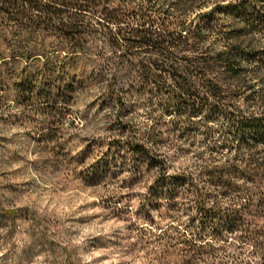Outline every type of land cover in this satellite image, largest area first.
<instances>
[{
    "label": "rangeland",
    "instance_id": "rangeland-1",
    "mask_svg": "<svg viewBox=\"0 0 264 264\" xmlns=\"http://www.w3.org/2000/svg\"><path fill=\"white\" fill-rule=\"evenodd\" d=\"M176 1L146 0L180 19ZM198 2L203 7L196 10L207 11L215 1ZM231 18H223L227 30L241 29ZM23 36L22 43L13 44L8 34L0 40V264H264L262 190L251 202L234 191L220 197L217 184L202 176L212 166L206 158L210 152L218 166L235 156L220 144L222 131L235 144L247 136L204 116L215 130V144L192 127L187 135L193 145L183 151L171 126L180 120L162 113L158 100L152 101L160 120L155 127L144 96L120 111L99 91L85 100L75 85L30 75L34 64L18 57L30 52V37ZM243 36L241 41L264 49V36ZM205 40L216 50L224 46L214 35ZM92 46L91 57L104 61L109 55L100 37ZM110 77L107 70L100 86ZM261 79L264 73L244 76L239 84L245 98L255 97L248 109L239 100L253 114L264 113ZM130 132L144 144V153L127 149ZM157 133L162 140L153 142ZM154 157L163 161V170ZM162 171L170 178L157 186ZM199 190L207 196L208 210L217 198L218 207L234 202L238 213L218 219L210 209L209 218L197 210ZM185 239L192 246L188 258L179 253Z\"/></svg>",
    "mask_w": 264,
    "mask_h": 264
},
{
    "label": "trees",
    "instance_id": "trees-1",
    "mask_svg": "<svg viewBox=\"0 0 264 264\" xmlns=\"http://www.w3.org/2000/svg\"><path fill=\"white\" fill-rule=\"evenodd\" d=\"M213 1L209 10L202 11L196 10L203 7L198 0H177L173 9L183 18L173 19L146 0H0V40L8 34L13 44L22 43L23 34H28L30 52L18 57L30 58L34 64L30 75L52 78L68 84V88L75 85L82 99L89 100L99 91L102 99L121 111L133 99L144 96L148 104L145 112L155 127L160 120L152 101L158 100L162 113L180 120L171 126L180 137L177 143L183 151L193 145L187 135L192 127L203 131L211 140L210 146L215 144V130L204 116L222 120L233 127L236 136H247V140L235 144L222 131L220 144L235 156L218 166L210 152L206 158L212 166L202 171V176L217 184L220 197L234 191L251 202L261 190L264 194V157L259 158L264 156V113L245 111L255 97L245 98L239 84L244 76L264 73V49L240 39L243 35L264 36V0ZM235 14L238 18H233ZM226 17H232V24L241 29L228 31V25L222 22ZM207 35L216 36L223 48L206 46ZM99 37L109 52L104 61L90 56ZM88 69L92 71L90 76ZM107 70L111 77L101 87ZM229 88L236 90L229 93ZM241 99L246 108L240 105ZM151 139L162 140V135L153 134ZM126 147L133 154L146 151L135 132H130ZM236 159L242 161L240 165L234 163ZM154 161L162 169L163 161L155 157ZM169 178L162 171L157 186ZM246 185L252 189L244 188ZM196 195L197 210L209 218L210 209L218 219L238 213L234 202L225 209L218 207L217 198L208 210L206 194L199 190ZM164 217L174 222L172 216ZM180 244L183 248L179 253L190 257L188 240Z\"/></svg>",
    "mask_w": 264,
    "mask_h": 264
}]
</instances>
